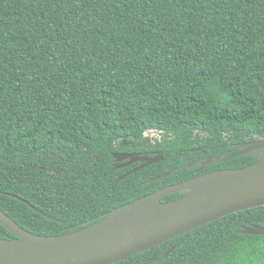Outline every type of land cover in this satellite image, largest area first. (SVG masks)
I'll list each match as a JSON object with an SVG mask.
<instances>
[{"label":"trees","instance_id":"16d2710c","mask_svg":"<svg viewBox=\"0 0 264 264\" xmlns=\"http://www.w3.org/2000/svg\"><path fill=\"white\" fill-rule=\"evenodd\" d=\"M147 130L165 135L151 143ZM256 138L264 0H0V208L26 229L73 231L207 169L249 165L264 148L240 156V144ZM117 152L163 160L131 172ZM255 224L264 206L113 264H264V235L242 231ZM0 237L15 235L0 224Z\"/></svg>","mask_w":264,"mask_h":264},{"label":"water","instance_id":"95a60500","mask_svg":"<svg viewBox=\"0 0 264 264\" xmlns=\"http://www.w3.org/2000/svg\"><path fill=\"white\" fill-rule=\"evenodd\" d=\"M240 146L238 155L249 154L263 149L264 139L245 141ZM116 156L118 160H128L127 164L143 162L131 172L163 160L161 154L148 157L136 152H117ZM222 160L211 156L205 163L213 165ZM170 174H161L156 179ZM184 191L187 193L178 198L163 200ZM258 206H264V157L243 167L216 169L166 185L104 214L95 222L62 234L34 233L0 208V224L15 235L0 237V264H113L182 236L166 252L169 254L188 239L191 230ZM32 208L50 220L61 221ZM242 231L264 235V226H244Z\"/></svg>","mask_w":264,"mask_h":264},{"label":"rangeland","instance_id":"374dc122","mask_svg":"<svg viewBox=\"0 0 264 264\" xmlns=\"http://www.w3.org/2000/svg\"><path fill=\"white\" fill-rule=\"evenodd\" d=\"M144 135L148 138L151 143H154L156 140L162 139L165 135L164 132L159 130H147Z\"/></svg>","mask_w":264,"mask_h":264},{"label":"flooded vegetation","instance_id":"af4514ba","mask_svg":"<svg viewBox=\"0 0 264 264\" xmlns=\"http://www.w3.org/2000/svg\"><path fill=\"white\" fill-rule=\"evenodd\" d=\"M137 153V152H136ZM142 156H145V155H142ZM127 161L128 160H123V164H127ZM143 162L142 161H139V162H134V163H129V164H127V165H134V164H137V166H139V165H141ZM195 163V162H194ZM136 166V167H137ZM135 168V167H134ZM207 167H205V169H206ZM208 170V169H207ZM207 170H205L204 172L206 173V172H209V171H207ZM210 171H212V170H210ZM203 174V173H202ZM201 175V174H200ZM187 193V191H184V192H178V193H174V194H178L176 197H174V198H172V199H175V198H178L179 196H182V195H184V194H186ZM172 195V194H171ZM165 198V197H164ZM169 200H171V199H169ZM168 201V200H167ZM176 237H179V240L182 238V236H176ZM175 238V237H174ZM178 240V241H179ZM177 241V242H178ZM176 242V243H177Z\"/></svg>","mask_w":264,"mask_h":264}]
</instances>
